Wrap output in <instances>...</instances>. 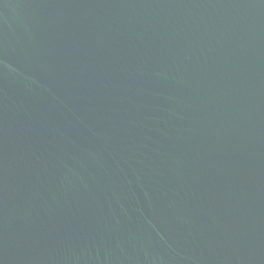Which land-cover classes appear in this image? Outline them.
Masks as SVG:
<instances>
[{
  "label": "water",
  "instance_id": "95a60500",
  "mask_svg": "<svg viewBox=\"0 0 264 264\" xmlns=\"http://www.w3.org/2000/svg\"><path fill=\"white\" fill-rule=\"evenodd\" d=\"M0 264H264V0H0Z\"/></svg>",
  "mask_w": 264,
  "mask_h": 264
}]
</instances>
